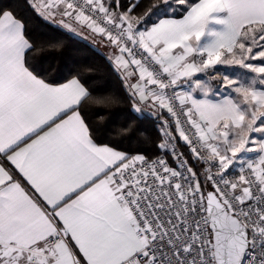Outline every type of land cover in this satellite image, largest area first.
<instances>
[{"label":"snow or ice","instance_id":"6c2138e0","mask_svg":"<svg viewBox=\"0 0 264 264\" xmlns=\"http://www.w3.org/2000/svg\"><path fill=\"white\" fill-rule=\"evenodd\" d=\"M0 264H264V0H0Z\"/></svg>","mask_w":264,"mask_h":264},{"label":"trees","instance_id":"16d2710c","mask_svg":"<svg viewBox=\"0 0 264 264\" xmlns=\"http://www.w3.org/2000/svg\"><path fill=\"white\" fill-rule=\"evenodd\" d=\"M21 3H22V0H21ZM25 11H27V9H25ZM79 55L81 57H86L89 59L96 58L92 55V53L86 47L80 49Z\"/></svg>","mask_w":264,"mask_h":264}]
</instances>
